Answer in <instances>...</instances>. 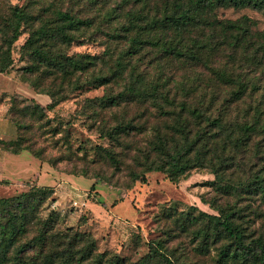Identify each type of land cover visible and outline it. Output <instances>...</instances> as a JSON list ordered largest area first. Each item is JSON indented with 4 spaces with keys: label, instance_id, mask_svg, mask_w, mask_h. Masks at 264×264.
Masks as SVG:
<instances>
[{
    "label": "trees",
    "instance_id": "trees-1",
    "mask_svg": "<svg viewBox=\"0 0 264 264\" xmlns=\"http://www.w3.org/2000/svg\"><path fill=\"white\" fill-rule=\"evenodd\" d=\"M97 3L99 0H27L18 5L0 0V74L10 73L14 44L26 33L19 47L20 59L27 62L22 68V81L49 98L46 105L31 99L32 105H22L18 117L13 113L8 116L15 132L28 128L20 117L45 119L75 91L104 87L106 93L84 99L85 112H79L86 113L89 127L96 125L99 138L109 141L108 146L95 147L98 159L111 168L110 172L95 173L102 182L130 191L136 183H147L151 172L163 173L171 182L187 180L197 169H209L214 175L207 182L215 195H200L199 199L216 215L187 213L181 218L175 210L164 209L156 220L162 222L160 231L166 238L148 242V253L132 264H185L169 254L167 238L196 225L194 236L199 238V251L208 252L216 245V264H264V232L251 229L254 222L240 221L244 198L257 197L264 204V174L254 171L245 179H233L231 171L226 176L248 149L251 138L264 136L260 109L255 108L242 120L232 114L233 105L242 101L247 85L239 76L208 65L219 85L229 89L227 95L219 98L210 92L195 102L177 101L168 93L170 79L150 81L146 76L149 64L143 63L148 55L155 62L174 57L202 61V52L214 37H205L209 29L211 33L219 31L236 48L249 44L253 35L246 17L218 21L210 19V14L220 7H251L264 15V0H119L115 9L101 16L93 8ZM136 5L139 11L126 10ZM97 21L107 26L103 35L108 46L101 57L69 53V47L86 33L91 36L101 30L95 27ZM112 21L114 25L109 26ZM257 37L264 53V34L258 33ZM208 52H213L212 48ZM113 88L120 89L114 93ZM189 94L191 91L188 99ZM122 102L142 105L146 112L153 108L150 114L154 122L148 127V120L135 122L118 114L110 123L106 111L120 108ZM16 104L14 99L13 111L17 110ZM50 123L47 118L43 128L59 133V127ZM148 133L140 145L137 137ZM17 138L18 147L12 153L29 150L42 160V150L31 149L30 143L22 147L28 139ZM262 148L260 145L255 150L262 153ZM58 160L49 159L48 163L54 166ZM53 193L51 186L33 185L16 196L0 198V264H115L107 253L97 252L96 241L89 233L56 230L54 211L46 218L38 217L39 209ZM171 221L173 227L168 224ZM122 263L118 259L116 264Z\"/></svg>",
    "mask_w": 264,
    "mask_h": 264
},
{
    "label": "rangeland",
    "instance_id": "rangeland-1",
    "mask_svg": "<svg viewBox=\"0 0 264 264\" xmlns=\"http://www.w3.org/2000/svg\"><path fill=\"white\" fill-rule=\"evenodd\" d=\"M12 4L22 5L27 0H10ZM119 0H99L93 8L103 15L107 10L115 9ZM106 2V3H105ZM126 10L139 11L138 5L127 7ZM246 17V22L253 37L249 44H242L237 48L229 40L223 39L219 31L211 33L206 30L205 37L214 34L209 44L202 52V61L196 62L185 57L169 58L155 62L149 60V55L143 59V63L149 64L146 76L150 81L161 79L168 80L167 87L169 95L175 97L177 101L184 99L188 103L195 102L203 93L215 92L219 98L227 95L229 91L224 85H219L218 81L211 75L210 67H220L228 74H235L247 85L246 93L237 105H233L232 114L238 120L245 119L246 115L253 113L255 108L262 112L261 121L264 120V53L260 50L261 39L258 33L264 34V15L251 7L241 9L220 7L210 14V19L218 21H237ZM97 21L95 27L99 29L95 34L88 36V33L80 38L79 42L73 43L69 53L102 55L108 46L106 37L103 35L107 29L104 22ZM113 26L114 22H109ZM27 34H23L14 44L12 56L14 58L13 67L6 76L5 83H0V91H6L0 100L5 105V114L12 113L18 117L22 105H32L31 99L27 97L30 86L22 81V68L27 64L19 56V47L24 42ZM257 37V38H256ZM212 48L213 52H208ZM215 49V50H214ZM7 82V83H6ZM19 85V86H18ZM188 87L190 89L188 90ZM191 87H195L194 90ZM18 88V89H16ZM120 88H113L116 93ZM191 98L188 99V92ZM106 93L104 87L96 89L77 90L72 93L67 100L61 102L54 110L47 113L50 118V125L59 127V133L52 134L48 128H43L47 118L37 120L28 115L20 117V120L28 128L19 130L10 136L7 122L0 124V146L4 147L8 143H14V149L18 147V136H23L28 141H24L21 146L28 143L31 149L42 150V160L32 156L29 150H25L17 158L11 160L6 158V168H4V178L15 180L14 183H0V198L16 196L27 191L33 185H47L54 188V193L39 209V218H46L50 212L54 211V227L58 231L66 229L73 232L89 233L96 241L98 253H107L109 259L116 264L118 259H122V264H132L138 262L148 253V242L159 237L166 238L160 231L162 222L158 224L156 220L166 208L175 210L184 218L187 213L198 215L199 212L216 215V212L207 204L200 201L199 196L205 195L209 198L214 194L207 181L213 180L214 175L209 169H197L192 171L187 180L171 182L163 173L151 172L147 174V183H136L130 191L118 185L102 182L95 173L102 171L110 172L105 163L98 159L95 153L97 145L108 146L109 141L99 138L96 125L91 124L85 115L79 112L83 109L84 99H93ZM14 99H17V110L13 111ZM162 103V102H159ZM164 104V103H162ZM167 105V104H165ZM89 110L87 113L90 114ZM83 112L85 110L83 109ZM139 104L121 103L120 108H113L106 111V118L110 123L114 121V115L120 114L126 118H132L135 122L148 120V127L154 122L150 113ZM145 113L143 117H140ZM88 115V114H87ZM10 121V120H7ZM9 123V122H8ZM60 123L62 125L60 126ZM149 129V128H148ZM32 133V134H31ZM150 133L139 135L140 145ZM262 134H256L249 143L248 149L243 156L238 159V166L227 170L226 176L233 179H245L251 176L254 171L264 174V140ZM263 145L259 153L255 147ZM4 149V148H3ZM13 149V150H14ZM13 158V157H12ZM49 159H59L51 166ZM18 169L16 175L11 173L12 164ZM91 162H96L92 164ZM8 164V165H7ZM240 205L243 206V214L240 221L246 223H256L251 229H259L264 232V204L257 197L244 198ZM233 203L234 201H228ZM250 203V208L249 204ZM261 203V204H259ZM257 216V217H256ZM174 221V220H173ZM173 221L168 222L174 226ZM196 226H190L187 232H175L173 236L167 238V250L173 258L185 264H216V245L211 246L205 253L199 251V238L194 236ZM171 252V253H170ZM161 264V263H158Z\"/></svg>",
    "mask_w": 264,
    "mask_h": 264
},
{
    "label": "crops",
    "instance_id": "crops-1",
    "mask_svg": "<svg viewBox=\"0 0 264 264\" xmlns=\"http://www.w3.org/2000/svg\"><path fill=\"white\" fill-rule=\"evenodd\" d=\"M6 80V76H3L0 74V83H5ZM7 83V82H6ZM19 86V85H18ZM18 89V88H16ZM6 94V91L1 92L0 91V98L4 97V95ZM28 98L35 100L37 103L41 104V105H46L49 103V98L46 95L43 94H38L36 92H34L32 89L31 91H29V95H27ZM3 120V122L1 121ZM9 120L8 115L5 114V105L4 103L0 100V124L2 122V125L5 124V122H7V125L9 126V135L14 137V133H15V127L12 124L11 121H7ZM9 122V123H8ZM14 143H8V145H5L4 147L0 146V183H14L16 182L15 180H9L7 178H4V168H6V163L7 160H5L7 157L10 158L11 160H14V158H17V161H20V159L23 160L22 157H19V155H21V153H12V150L14 149ZM4 148V149H3ZM13 157V158H12ZM15 161V160H14ZM8 165V164H7ZM11 169H14L11 171V173L13 172L14 175H16L15 173H18V169L15 166L14 162L11 166Z\"/></svg>",
    "mask_w": 264,
    "mask_h": 264
}]
</instances>
